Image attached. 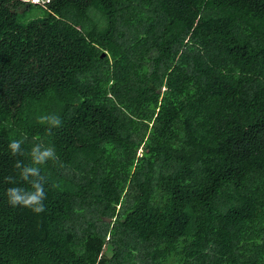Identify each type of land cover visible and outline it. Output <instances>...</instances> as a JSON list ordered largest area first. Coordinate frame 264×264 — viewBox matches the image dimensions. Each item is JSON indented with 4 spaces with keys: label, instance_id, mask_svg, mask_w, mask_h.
Returning <instances> with one entry per match:
<instances>
[{
    "label": "trees",
    "instance_id": "1",
    "mask_svg": "<svg viewBox=\"0 0 264 264\" xmlns=\"http://www.w3.org/2000/svg\"><path fill=\"white\" fill-rule=\"evenodd\" d=\"M0 264H264V0H0Z\"/></svg>",
    "mask_w": 264,
    "mask_h": 264
},
{
    "label": "clouds",
    "instance_id": "2",
    "mask_svg": "<svg viewBox=\"0 0 264 264\" xmlns=\"http://www.w3.org/2000/svg\"><path fill=\"white\" fill-rule=\"evenodd\" d=\"M37 123L46 125L48 133L62 126L60 117L55 114L41 115ZM22 143V140L11 141L7 146L9 155L24 156L25 153L21 148ZM27 156L30 162L16 160L13 164L15 175L4 177V182L12 185L4 190V195L7 198L6 203L10 207L27 209L33 214H40L45 211L44 200L47 198V193L45 191L46 178L41 175L39 166L48 161H56L58 157L53 146H44L41 143L35 144ZM25 184L27 187L22 186Z\"/></svg>",
    "mask_w": 264,
    "mask_h": 264
},
{
    "label": "rangeland",
    "instance_id": "3",
    "mask_svg": "<svg viewBox=\"0 0 264 264\" xmlns=\"http://www.w3.org/2000/svg\"><path fill=\"white\" fill-rule=\"evenodd\" d=\"M34 1H36V0H31L32 3H33ZM107 255L109 256L110 254H108V252H107V253H106V256H107Z\"/></svg>",
    "mask_w": 264,
    "mask_h": 264
},
{
    "label": "water",
    "instance_id": "4",
    "mask_svg": "<svg viewBox=\"0 0 264 264\" xmlns=\"http://www.w3.org/2000/svg\"><path fill=\"white\" fill-rule=\"evenodd\" d=\"M103 55H105V53H103ZM103 55H102V56H103Z\"/></svg>",
    "mask_w": 264,
    "mask_h": 264
}]
</instances>
